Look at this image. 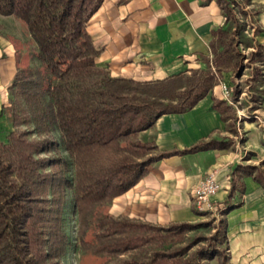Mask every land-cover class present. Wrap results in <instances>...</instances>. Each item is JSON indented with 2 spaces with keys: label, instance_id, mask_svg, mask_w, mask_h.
I'll use <instances>...</instances> for the list:
<instances>
[{
  "label": "trees",
  "instance_id": "16d2710c",
  "mask_svg": "<svg viewBox=\"0 0 264 264\" xmlns=\"http://www.w3.org/2000/svg\"><path fill=\"white\" fill-rule=\"evenodd\" d=\"M103 2L0 0V15L23 22L40 63L18 70L11 94L23 96L35 123L46 130L57 126L74 169L70 182L64 173L67 162L50 156L58 147L51 138L31 139L30 132L16 129L0 140V264H64L70 245L62 217L68 187L74 194L81 251L101 264H199L183 258L188 248L171 244L178 229L197 224L155 225L114 216L109 209L154 163L230 144L212 138L191 149L162 152L139 136L163 115L192 110L238 67L239 46L250 47L255 39L243 35L236 23V1L222 0L226 24L213 31L210 54L201 55L203 67L154 81L114 77L98 64L102 50L88 31ZM214 107L233 131V108L216 99ZM20 116L14 111L10 117L15 128L29 122ZM200 252L204 257L210 251Z\"/></svg>",
  "mask_w": 264,
  "mask_h": 264
},
{
  "label": "crops",
  "instance_id": "0c3cea01",
  "mask_svg": "<svg viewBox=\"0 0 264 264\" xmlns=\"http://www.w3.org/2000/svg\"><path fill=\"white\" fill-rule=\"evenodd\" d=\"M221 1L104 0L88 24L95 46L102 50L98 64L114 77L136 81L161 80L203 67L201 55L210 54L213 31L226 24ZM240 1L255 41L264 48V0ZM35 54L23 22L0 15L2 141L13 131L7 114L13 99L10 89L18 70L37 59ZM222 81L230 85L229 74ZM260 89L261 119L244 123L240 144L232 136L230 121L214 107L215 99L225 100L220 83L192 110L163 115L142 132L139 138L156 143L162 152L191 149L212 138L230 144L154 163L136 186L113 201L110 213L161 226L197 223L202 215L193 204V191L215 173L221 189L213 202L222 209L227 264H264V76Z\"/></svg>",
  "mask_w": 264,
  "mask_h": 264
},
{
  "label": "rangeland",
  "instance_id": "374dc122",
  "mask_svg": "<svg viewBox=\"0 0 264 264\" xmlns=\"http://www.w3.org/2000/svg\"><path fill=\"white\" fill-rule=\"evenodd\" d=\"M238 9V13L241 11V14L239 13L240 15H243L244 13L247 15V12L243 10L244 8L240 7ZM236 23L241 25V28H243L242 21L236 19ZM243 29V35H245L247 38L254 39L253 35H246ZM238 51L240 53L241 60L238 67L232 72L228 73L230 86L234 89V96H239L241 93L244 94L242 95V103L238 106L239 109H243L245 110V113L248 112L251 114L254 110L260 109L258 102L261 101L262 98L260 85L261 81L263 80L260 63L263 61L259 60H262V58L260 59L261 55L264 58V48L255 41L252 45H250V47H246L244 45L242 47L239 46ZM35 55L38 58V54ZM256 55H258V57ZM33 57L34 54L32 58ZM39 65L40 63L37 59L33 60L32 66L34 68L39 67ZM14 111L21 115V120L27 118L29 122L18 125L16 128L12 124L13 130L19 129L30 132L31 139L38 140L51 138L57 142L58 147L55 148V151H53L50 156H60L67 162L68 167L67 169H64V173L66 174V177L69 179V181L72 182L74 179L72 160L62 143L61 133L57 126L48 125L49 129L46 130L43 123H35L33 119H31L32 115L30 113V108L26 104L23 96L16 95L12 99L11 106L8 108L7 113L11 123L12 121L10 117ZM25 113H27V117L25 116ZM247 121H256V119L251 115L250 119ZM232 122V124H234V130L231 131L232 136H234L235 140L238 142L240 139L244 138V131L242 129L244 123L241 122L240 125L242 132L240 137V132L238 131L239 128L237 127L236 110L234 108ZM64 198L65 203L62 206V217L64 219V230L67 238L70 241V245L67 249V254L63 259V263L101 264V260L94 255L90 253L84 254L83 251H81L77 234L79 222L75 208L74 194L71 188L68 187L65 189ZM223 220L224 219L220 213L202 215L201 220L197 223H194L197 224L196 227L186 231L178 229L171 238V240H173L171 244L177 248H188L185 250V255L183 257L184 259H196L198 260L199 264H227V259L225 257L226 244L222 238L224 228ZM202 249L209 250V254L204 257L201 256L200 251Z\"/></svg>",
  "mask_w": 264,
  "mask_h": 264
},
{
  "label": "built area",
  "instance_id": "2783aa9c",
  "mask_svg": "<svg viewBox=\"0 0 264 264\" xmlns=\"http://www.w3.org/2000/svg\"><path fill=\"white\" fill-rule=\"evenodd\" d=\"M236 4L232 5V11L237 17V20L242 21L243 23V30L244 33L248 36L254 35L253 33L255 30L252 28V26L247 23L244 19L243 15L241 14V11L238 13V8L242 7V2L240 0H235ZM243 8V7H242ZM243 45H241L242 47ZM261 67V73L264 76V62L260 63ZM220 85L223 90V96L225 100L230 103V106L236 110V120H237V127L239 128L238 131L240 132L239 136L241 137L242 132H241V122L245 123L248 119H250L251 115L254 116L256 121L261 119V115L259 113L260 109L254 110L251 114L250 113H245V110L239 109V105L242 103V95L240 94L239 96H234V89L228 85L224 81H220ZM259 108H261L262 105V98L261 101L258 102ZM243 139V138H242ZM239 140V144L240 141ZM221 189L220 183L217 181L216 174L211 173L209 174L203 181H201L194 189L193 191V204L196 208V210L200 213V215H205V214H216V213H222L221 207L217 206L213 202V197L219 192Z\"/></svg>",
  "mask_w": 264,
  "mask_h": 264
}]
</instances>
